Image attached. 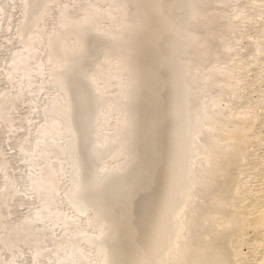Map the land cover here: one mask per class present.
Segmentation results:
<instances>
[{
  "label": "bare ground",
  "instance_id": "1",
  "mask_svg": "<svg viewBox=\"0 0 264 264\" xmlns=\"http://www.w3.org/2000/svg\"><path fill=\"white\" fill-rule=\"evenodd\" d=\"M0 264H264V0H0Z\"/></svg>",
  "mask_w": 264,
  "mask_h": 264
}]
</instances>
